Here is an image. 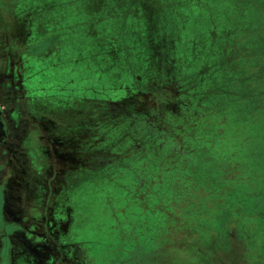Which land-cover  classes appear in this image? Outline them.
<instances>
[{
	"label": "rangeland",
	"instance_id": "1",
	"mask_svg": "<svg viewBox=\"0 0 264 264\" xmlns=\"http://www.w3.org/2000/svg\"><path fill=\"white\" fill-rule=\"evenodd\" d=\"M27 3L65 63L46 116L83 124L78 147L56 148L78 150V186L47 180L46 264H236L235 213H250L251 186L264 201V0ZM104 83L141 94L84 103L79 120L74 96Z\"/></svg>",
	"mask_w": 264,
	"mask_h": 264
},
{
	"label": "crops",
	"instance_id": "2",
	"mask_svg": "<svg viewBox=\"0 0 264 264\" xmlns=\"http://www.w3.org/2000/svg\"><path fill=\"white\" fill-rule=\"evenodd\" d=\"M57 49L51 47L46 52V29L33 23L27 0H0V264H46V232L40 227L46 225V188L47 194H54L49 189L50 180H58L61 192L78 186L68 182L70 175L84 170L78 150L73 151L77 158L72 160L73 154H58L56 148L80 145V119L84 114L89 116L80 114L82 105L108 108L114 104H109V98L124 103L131 100V94H141L139 89L104 83L95 95L74 96L71 105L78 107L80 122L60 123L64 120L58 112L50 113L57 114L55 117L46 116V80H57L59 68L65 65L61 61L54 63L51 53ZM77 92L64 94H83ZM90 143L91 140L86 145ZM107 173L97 169L87 177L108 180ZM126 189L122 187V194ZM258 190L251 186L250 213L245 218L235 213L234 242L243 249L240 258L236 255V264H264V201L258 200ZM238 208L242 210L243 206L236 203ZM50 220L53 221L47 223L51 227L63 226L56 219ZM77 254L75 250L70 256H84Z\"/></svg>",
	"mask_w": 264,
	"mask_h": 264
}]
</instances>
